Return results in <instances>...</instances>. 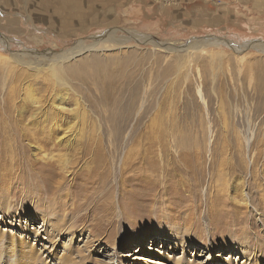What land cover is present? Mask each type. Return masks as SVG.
Returning a JSON list of instances; mask_svg holds the SVG:
<instances>
[{
    "label": "rangeland",
    "instance_id": "374dc122",
    "mask_svg": "<svg viewBox=\"0 0 264 264\" xmlns=\"http://www.w3.org/2000/svg\"><path fill=\"white\" fill-rule=\"evenodd\" d=\"M153 6L0 0V264H264V0Z\"/></svg>",
    "mask_w": 264,
    "mask_h": 264
},
{
    "label": "crops",
    "instance_id": "0c3cea01",
    "mask_svg": "<svg viewBox=\"0 0 264 264\" xmlns=\"http://www.w3.org/2000/svg\"><path fill=\"white\" fill-rule=\"evenodd\" d=\"M181 3L182 8L177 10L175 7H156L153 6V13H158L167 18V24L174 23V27H187L191 26L192 22L198 27L209 26H221L223 23V11L228 10L229 6L237 8V2L241 3V0H201L195 1L194 4L200 7V13L197 18L194 19L192 11L193 0H178ZM174 5V4H173ZM235 5V6H234Z\"/></svg>",
    "mask_w": 264,
    "mask_h": 264
},
{
    "label": "bare ground",
    "instance_id": "6f19581e",
    "mask_svg": "<svg viewBox=\"0 0 264 264\" xmlns=\"http://www.w3.org/2000/svg\"><path fill=\"white\" fill-rule=\"evenodd\" d=\"M76 52V51H75ZM9 207V206H8ZM9 209V208H8ZM8 211V210H7ZM81 219H83L82 217H77L75 218V232L77 233L78 230V222H82ZM46 221V220H45ZM44 222V220H43ZM43 226V225H42ZM42 228V227H41ZM54 229H58L56 226L53 227ZM77 229V230H76ZM56 231V230H55ZM58 231V230H57ZM178 236L181 235L179 234V232H177ZM176 235V237H178ZM179 239V238H177ZM21 245L18 244V250H20V252H17V248L13 247V251H15L16 254V260L14 261L13 264H37L39 262V258L36 256V252L35 250L31 249V248H25L27 245L25 244V242L21 241ZM143 250V249H142ZM140 251V250H139ZM78 254V253H77ZM81 255V254H80ZM80 261L84 259V257L80 256ZM86 262V261H85ZM67 263V262H66ZM65 264V263H64ZM75 264H81V263H75ZM187 264V263H186Z\"/></svg>",
    "mask_w": 264,
    "mask_h": 264
}]
</instances>
